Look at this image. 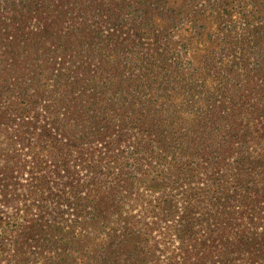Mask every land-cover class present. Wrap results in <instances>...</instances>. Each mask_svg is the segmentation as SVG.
Wrapping results in <instances>:
<instances>
[{
    "label": "trees",
    "instance_id": "trees-1",
    "mask_svg": "<svg viewBox=\"0 0 264 264\" xmlns=\"http://www.w3.org/2000/svg\"><path fill=\"white\" fill-rule=\"evenodd\" d=\"M0 264H264V0H0Z\"/></svg>",
    "mask_w": 264,
    "mask_h": 264
}]
</instances>
